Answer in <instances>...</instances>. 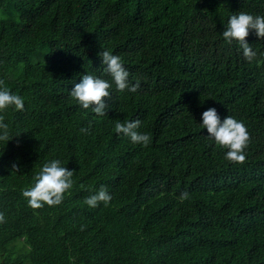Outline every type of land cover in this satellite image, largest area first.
Returning a JSON list of instances; mask_svg holds the SVG:
<instances>
[{
    "label": "trees",
    "instance_id": "trees-1",
    "mask_svg": "<svg viewBox=\"0 0 264 264\" xmlns=\"http://www.w3.org/2000/svg\"><path fill=\"white\" fill-rule=\"evenodd\" d=\"M241 11L264 15V0H0V82L25 100L0 113L13 136L0 142V264H264V38H245L248 61L220 35ZM102 50L137 89L113 86L96 117L68 91L101 75ZM210 107L243 121L242 162L198 125ZM129 120L147 146L115 132ZM50 159L72 188L32 209L22 192ZM100 185L112 198L89 208Z\"/></svg>",
    "mask_w": 264,
    "mask_h": 264
},
{
    "label": "clouds",
    "instance_id": "clouds-1",
    "mask_svg": "<svg viewBox=\"0 0 264 264\" xmlns=\"http://www.w3.org/2000/svg\"><path fill=\"white\" fill-rule=\"evenodd\" d=\"M252 32L257 39L264 38V15H253L248 12H236L227 18L226 25L220 34L226 44L235 42L242 50V55L251 61L257 53L246 42L245 38ZM101 64V75L91 72L84 73L79 82L74 84L69 96L78 104L80 109L89 110L96 117H105L106 103L110 96V90L115 88L119 92H135L136 84L129 83V71L124 67L119 55L109 50L97 53ZM105 74L110 78H104ZM24 97L10 92L0 82V113L9 109L22 111L24 109ZM201 129L206 130L207 138L211 139L224 151V158L230 162H242L245 159L244 149L248 143V131L242 120L227 115L222 120L215 108H207L200 115L198 124ZM139 120H129L124 123L116 122L114 130L122 134L133 143L147 146L150 137L147 133L138 131ZM10 136L8 125L0 116V142H8ZM59 159H50L43 163L33 177L31 186L25 188L22 196L26 199L28 206L39 209L45 205L56 206L61 203L64 195L73 185V171L67 169ZM15 167V165H14ZM188 193H182L181 199H187ZM111 193L105 185H100L91 192L84 203L89 208H96L99 202L106 206L111 200ZM3 219L0 214V220Z\"/></svg>",
    "mask_w": 264,
    "mask_h": 264
}]
</instances>
